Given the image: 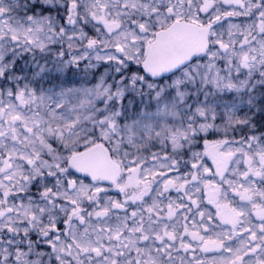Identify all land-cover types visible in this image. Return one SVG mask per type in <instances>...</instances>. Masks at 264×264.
Wrapping results in <instances>:
<instances>
[{
    "label": "clouds",
    "instance_id": "9594fccd",
    "mask_svg": "<svg viewBox=\"0 0 264 264\" xmlns=\"http://www.w3.org/2000/svg\"><path fill=\"white\" fill-rule=\"evenodd\" d=\"M209 192L264 208V0H0V264H199Z\"/></svg>",
    "mask_w": 264,
    "mask_h": 264
},
{
    "label": "snow or ice",
    "instance_id": "6c2138e0",
    "mask_svg": "<svg viewBox=\"0 0 264 264\" xmlns=\"http://www.w3.org/2000/svg\"><path fill=\"white\" fill-rule=\"evenodd\" d=\"M186 40L187 37L183 33L179 31L172 33L160 42V50L156 54L164 56L168 48L178 47ZM209 197V202L216 208L217 221L220 225L232 230V239L228 243L224 242L229 236L228 232L217 233L207 239L197 231L187 232L192 239L202 241L201 252L204 253L205 258L200 260L199 264H246L253 254L260 251V248H264V244H261L259 248L255 246L258 236L264 239V208L253 210L252 215L255 221L251 222V227H247L244 221L245 212L231 208L227 204H218L215 193L209 192ZM240 198L241 200L251 199L247 193H241ZM209 231L210 229L206 227L205 232ZM185 247L187 248V245ZM256 264H264V260H257Z\"/></svg>",
    "mask_w": 264,
    "mask_h": 264
}]
</instances>
